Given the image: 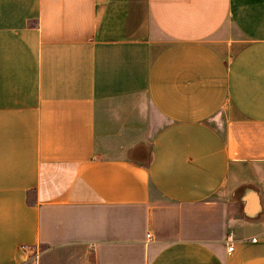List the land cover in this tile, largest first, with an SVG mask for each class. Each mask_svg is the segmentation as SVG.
<instances>
[{
    "label": "crops",
    "instance_id": "obj_1",
    "mask_svg": "<svg viewBox=\"0 0 264 264\" xmlns=\"http://www.w3.org/2000/svg\"><path fill=\"white\" fill-rule=\"evenodd\" d=\"M0 264H264V0H0Z\"/></svg>",
    "mask_w": 264,
    "mask_h": 264
},
{
    "label": "built area",
    "instance_id": "obj_2",
    "mask_svg": "<svg viewBox=\"0 0 264 264\" xmlns=\"http://www.w3.org/2000/svg\"><path fill=\"white\" fill-rule=\"evenodd\" d=\"M229 244V251H232L234 249V246H233V237L232 235H229V237L227 238L226 240Z\"/></svg>",
    "mask_w": 264,
    "mask_h": 264
}]
</instances>
